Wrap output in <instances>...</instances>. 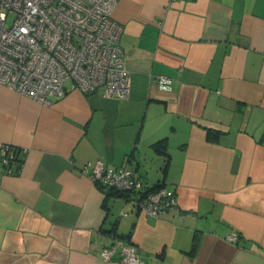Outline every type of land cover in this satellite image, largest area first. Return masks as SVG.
I'll return each instance as SVG.
<instances>
[{"label": "crops", "instance_id": "obj_1", "mask_svg": "<svg viewBox=\"0 0 264 264\" xmlns=\"http://www.w3.org/2000/svg\"><path fill=\"white\" fill-rule=\"evenodd\" d=\"M112 18L127 98L67 82L44 105L0 84V148L23 152L0 164V264H120L101 258L112 238L140 264H264V0H119ZM97 162L177 208L106 199L83 174Z\"/></svg>", "mask_w": 264, "mask_h": 264}, {"label": "built area", "instance_id": "obj_2", "mask_svg": "<svg viewBox=\"0 0 264 264\" xmlns=\"http://www.w3.org/2000/svg\"><path fill=\"white\" fill-rule=\"evenodd\" d=\"M118 1L0 0V84L44 105L49 97L65 95L67 82L85 95L100 91L105 97L127 98L130 78L119 45L122 28L112 18ZM155 82L163 90L172 83L164 76ZM21 154L19 148L1 146L6 174L20 167ZM83 174L100 190L129 196L145 215L158 217L177 208L174 190L143 186L129 164L113 168L97 162ZM115 255L120 264H140L134 246L112 238L101 258L108 262Z\"/></svg>", "mask_w": 264, "mask_h": 264}, {"label": "trees", "instance_id": "obj_3", "mask_svg": "<svg viewBox=\"0 0 264 264\" xmlns=\"http://www.w3.org/2000/svg\"><path fill=\"white\" fill-rule=\"evenodd\" d=\"M215 136H216V133L209 132V137H215ZM158 187H155L153 190H155ZM101 192L103 193V195L105 196L106 199L111 197V196H120V197H125V198L129 197V196L125 195V194H121V193L113 191V190H106V191L101 190ZM194 247L195 246H193V249H194Z\"/></svg>", "mask_w": 264, "mask_h": 264}, {"label": "rangeland", "instance_id": "obj_4", "mask_svg": "<svg viewBox=\"0 0 264 264\" xmlns=\"http://www.w3.org/2000/svg\"><path fill=\"white\" fill-rule=\"evenodd\" d=\"M10 19H12V16H9V19H8V21H9Z\"/></svg>", "mask_w": 264, "mask_h": 264}]
</instances>
